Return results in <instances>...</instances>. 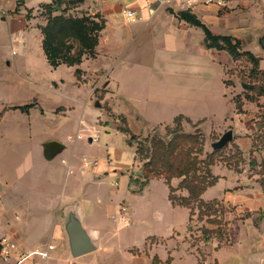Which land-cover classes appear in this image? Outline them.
Returning a JSON list of instances; mask_svg holds the SVG:
<instances>
[{
  "label": "crops",
  "instance_id": "obj_1",
  "mask_svg": "<svg viewBox=\"0 0 264 264\" xmlns=\"http://www.w3.org/2000/svg\"><path fill=\"white\" fill-rule=\"evenodd\" d=\"M51 1L0 0V95L4 97L5 94L1 89L15 91L9 95L15 98L20 96L22 89L39 88L47 95L50 92L52 96L77 103L81 112L71 133L33 139L35 151L17 164L13 177L6 175L0 179V239L11 238L24 251L54 244L50 257L46 261L35 257L36 264H109L106 259L103 262L99 254L108 256L113 251V247H107L105 239L109 233L108 219L113 218L130 227L128 243L119 245V249L132 258L130 264H152L151 251L161 240L148 241L152 236L142 229V220L138 218L140 204L159 181L167 183L163 178H154L138 189L139 185L131 178L136 167L141 173L142 163L136 158L137 140L130 142V136L153 135L155 126L171 125L178 115L188 117L195 129L200 128L206 136L198 125L215 115L218 104L220 106L227 99L235 104L238 116L246 111L247 102L256 104L253 111H248V119L241 120L238 131L225 122L208 133V136L221 137L232 129V142L243 152L240 171L222 162L211 166L219 180L202 194L206 201L217 198L235 208L226 217L228 241L218 245L219 241L212 238L204 244H192L188 227L190 210L181 206L189 212L188 223L183 228L185 233L181 236L180 232H174L169 236L174 238L176 245L172 246L167 258L156 254L164 264L169 257L170 264H264V188L258 181L260 175L251 176L249 171L250 167L258 169L264 160V146L254 150L253 141L256 120L264 111V95L254 101L242 96L239 110L234 94H241L243 87L239 75L230 71L236 61L227 51L209 48L204 30L178 17V12L185 8L165 6L159 0H81L72 9L74 14H100L106 20L96 56L84 58L79 65L54 67L43 49L41 29L46 24L42 5ZM124 9L134 10L137 19L128 20ZM191 11L213 33L238 38L244 50L260 58V68L264 70V0H226L224 6L195 0ZM5 47L11 48L7 54L3 51ZM11 64L18 69V82L12 83V79L2 76L4 65ZM78 68L80 73L76 74ZM65 77H71V81H66ZM227 90L234 92L230 95ZM33 94L37 95L31 92L27 98H34ZM12 100L9 102L16 103L5 105L2 101L0 111L5 107L22 106ZM34 100L40 104L38 96ZM90 100L101 114L96 116V121L89 122L84 113ZM74 109V105L60 98L50 111L58 114ZM10 113L14 122L8 121ZM228 114L224 116L230 117ZM3 116L1 134L6 124L11 125L10 131L17 132L20 117L30 120V114L17 108L6 110ZM114 117L119 121H112ZM113 127L125 140L122 153L130 148L134 160L133 167L127 166L128 185L124 190L120 189L118 179L109 182L118 171L116 164H109V153L107 160L100 153H87L91 144L102 143L103 130L110 133ZM80 133L82 137L78 138ZM91 135H98L99 140L92 142ZM51 140L59 143L57 149L50 147ZM112 140L110 135L106 136L101 145L106 144L109 151ZM57 156H61L59 163H53ZM84 158L98 159L100 165L83 170ZM251 158L255 159V164ZM180 180L173 178L172 184L177 186ZM182 194L187 195V190ZM169 202L172 204L170 199ZM122 205L127 207L128 224L121 219ZM71 219L78 221L86 231L94 250L80 256L72 254L67 231ZM199 251L204 253L203 261ZM0 264H13V261L0 258Z\"/></svg>",
  "mask_w": 264,
  "mask_h": 264
},
{
  "label": "trees",
  "instance_id": "obj_2",
  "mask_svg": "<svg viewBox=\"0 0 264 264\" xmlns=\"http://www.w3.org/2000/svg\"><path fill=\"white\" fill-rule=\"evenodd\" d=\"M80 2L81 0H52L50 3L42 5L46 19V24L41 27L43 49L49 63L54 67L60 64L79 65L84 58L96 56V47L101 32L106 26V20L100 14L87 15L83 13L78 15L71 13L70 10L74 9ZM178 17L192 25L201 27L205 32V41L209 48L224 50L231 55L236 61V65L230 69L231 72L238 74V66L247 69L246 76L244 75L242 79L239 76L243 91L246 89L250 91L249 93H257L258 97L264 95V70L260 68L259 57L249 50H244L242 42L238 38L213 33L189 9L179 11ZM243 61H245V65H241ZM79 73L78 68L76 74ZM227 82L231 83L230 81ZM242 96L247 100L254 101L257 99L247 98L244 92L238 94L234 100L239 110L242 108ZM29 107L30 105L5 107L4 111L0 113V119L8 109L28 110ZM185 119L189 120L184 115H178L174 119V123L180 125ZM256 125L257 131L253 136L254 150L264 146V111L261 113V118L256 120ZM124 131L127 132V129ZM196 131L204 135L200 128H197ZM213 136L217 140L220 138L216 134ZM134 140H137L136 158L142 163V168L141 175L132 177V181L142 189L151 179L163 178L169 187V199L172 204L189 208L190 221L196 215L198 221L205 220L207 223V226H202L204 240L213 238L215 234H218L220 236L218 245L227 242L228 220L226 217L235 208L217 198L206 201L202 198V194L219 180V177L212 173L211 166L213 164L222 162L240 171V165L244 158L239 146L231 141L230 144L219 150L206 152L204 144H201L196 152H183L182 159L176 163L175 146L171 142L157 139L154 135L145 138H136L135 135H131L130 142ZM229 146H231L230 150L225 152ZM251 155H253V150ZM252 164H255V159H252ZM257 173L260 175L258 181L264 188V160L258 165ZM173 178H181L177 186L172 184ZM183 190H187L188 194H182ZM170 262L171 257L167 259L166 264H170ZM152 264L164 263L155 254L152 258Z\"/></svg>",
  "mask_w": 264,
  "mask_h": 264
},
{
  "label": "rangeland",
  "instance_id": "obj_3",
  "mask_svg": "<svg viewBox=\"0 0 264 264\" xmlns=\"http://www.w3.org/2000/svg\"><path fill=\"white\" fill-rule=\"evenodd\" d=\"M39 12L41 10L39 9ZM71 13L72 10H70ZM43 15H45V11L43 10ZM42 16V15H41ZM11 50V48L5 47L3 49L4 53H8V51ZM241 65H245V61L241 63ZM4 72H1L3 77H8L13 80L12 83L20 81L18 69L15 64H11V66H5L3 67ZM244 67L238 66V74L242 77L247 74ZM246 76V75H245ZM66 81L70 79L71 77H65ZM15 85V84H14ZM14 90H17L15 88ZM2 94H4V97L0 95V109L2 105V101H5L6 104L8 103H16V102H9L17 101L18 103H21L22 105H30L28 110H22L25 114H30V120H27L25 117H20V126L19 130L17 132L10 131L12 129L10 124H6V129L1 134L0 133V179L2 177H5L6 175H9L13 177L16 173V166L18 163H20L24 158H27L29 153L32 151H35V148L33 147V139L35 138H48V137H55L58 135L66 136L67 134L71 133L75 127L76 121L79 118V113L81 112L79 109V105L75 102H72L71 100H68L66 98H62V96L55 97L50 95V92H47L45 90L39 89V88H33V89H22L20 96H16L15 98L13 96H9L12 92L15 91H8L5 92L4 89H1ZM20 91V90H19ZM66 93L75 94V92L70 90H63ZM78 91V90H76ZM37 93L33 94L36 97L38 96L40 98V104H37L35 102V96L34 98H27L29 93ZM228 93L233 94L234 91H228ZM247 98H258L257 93H249L250 91H243ZM238 94H234V97ZM6 98V99H5ZM65 101L69 103L70 105H74L75 109L74 111L69 112H59L52 113L50 111L53 104H57L58 102ZM18 99V100H16ZM28 99V100H27ZM22 101V102H20ZM218 102V100H217ZM91 100L88 103L87 110L85 111V118L90 122V120L96 121V116H99L101 113L99 110H97L94 106L91 105ZM219 110L216 111L215 115L209 116L205 118L198 126L201 127L205 133L206 136H204L201 132L198 133L195 129V125L191 123V120L185 119L180 125H177L176 123H172L171 125L165 126V124H160L158 127L153 128V135L157 137V139L165 140L167 142H171L175 146V162H179L182 159L183 152L189 151V152H196L197 148L200 147L201 144H204V149L206 150H213L212 143L213 141H216L217 139L214 138L213 135L208 136V133L211 131L213 127L217 126H223L226 122V124H232L236 127V131L240 129V122L241 120H247L249 117L248 111L251 112L256 108V104L247 102L245 105L246 111L242 116H238L235 104L231 100H224V103H221L219 106ZM2 111V109H1ZM0 111V112H1ZM43 115L41 116L40 114ZM225 113H229L228 115L230 117L226 118L224 116ZM12 113L7 115L8 121L14 122L15 118L10 117ZM107 115V114H106ZM232 116V118H231ZM4 117V116H3ZM2 117V118H3ZM225 117V118H224ZM2 120V119H1ZM169 123V122H168ZM197 126V127H198ZM111 136L112 143L110 144V150L108 149L107 145H101L105 137ZM204 139V141H202ZM52 142H57L56 140H51ZM102 143L101 144H91L88 148L87 153L88 154H99L101 157H109L110 161L114 162L118 168V171L116 172V177L112 178L110 177L109 182L111 181L116 182L117 179L120 183V189L124 190L125 186L128 185L127 178L125 177L127 175V166H132L133 155L131 149H127L128 152L122 153V148L125 146V140L122 138V135L119 133V131L116 128H112L110 130V133L103 130L102 133ZM231 143V142H230ZM228 143V144H230ZM119 146V147H116ZM231 146H229V149H225V152L229 151ZM209 152V151H206ZM109 153V156L107 157ZM61 156H57L54 160V162L59 163ZM101 160L103 158H100ZM252 161V158H251ZM257 168L250 167V175H254L257 173ZM133 176L137 177V175L140 173V168L136 167L133 171ZM139 190L140 187L138 188ZM169 187L167 184L164 183V181H159L155 187V189H151L149 193H146V199L144 203L140 204V215L139 219L141 218L142 222V229L147 233V235H151L152 239L148 240L150 243L153 241H156L157 238H159L161 241L157 246L153 247V252L151 251V258L157 253L161 255L162 257L167 258L169 251L171 250L172 246L176 245V241L174 238L169 237L174 232H180L181 236L183 232V228L185 227L186 223H188L189 220V212L187 208L178 206L173 207L172 204L169 202L168 199V193ZM118 214V213H116ZM244 218V217H241ZM206 225L207 223L205 220L198 221L197 216L195 215L193 217V220L190 221L189 229L190 230V241L192 244H204L210 241L204 240L203 238V231L202 226ZM130 227H126L121 225L117 220L110 218L108 219V230L109 233L105 237L107 241V247L111 248L113 247V251L109 252V254L106 256L105 253L99 254L100 259L104 260L106 259V263L111 264H130L132 262V258L128 256L127 252L121 251L119 249V245L124 246L126 243H128L129 238V231ZM160 236V237H159ZM213 238H216L217 241H220V236L218 234H215ZM148 242V246L150 247L151 244ZM219 243V242H218ZM150 251V250H149ZM105 252V251H104ZM200 252V251H199ZM96 255V254H95ZM131 258V259H130ZM204 253L200 252V259L204 260ZM147 259V258H145ZM144 262H142L143 264Z\"/></svg>",
  "mask_w": 264,
  "mask_h": 264
},
{
  "label": "built area",
  "instance_id": "obj_4",
  "mask_svg": "<svg viewBox=\"0 0 264 264\" xmlns=\"http://www.w3.org/2000/svg\"><path fill=\"white\" fill-rule=\"evenodd\" d=\"M162 5L165 6H175L179 5L183 8L191 10V7L194 5L195 0H159ZM205 3H215L219 6H224L226 0H204ZM124 14L128 20L137 19V14L134 10L124 9ZM112 121H119L118 118H112ZM78 138L82 137V134H77ZM89 139L93 141H98V135H91ZM111 166H115V163L109 161ZM100 165V161L98 159H88L84 158L83 170L85 169H94ZM122 212L121 219L128 224V218L126 216L127 207L122 205L120 207ZM55 248L54 244H47L46 247L35 248L30 251H24L20 248L19 244L9 237H2L0 239V258L4 261H13V264H24L25 262H29V264H36L35 257H40L41 260L46 261L50 257L51 251Z\"/></svg>",
  "mask_w": 264,
  "mask_h": 264
},
{
  "label": "water",
  "instance_id": "obj_5",
  "mask_svg": "<svg viewBox=\"0 0 264 264\" xmlns=\"http://www.w3.org/2000/svg\"><path fill=\"white\" fill-rule=\"evenodd\" d=\"M232 140L233 131L232 129H229L224 132L218 140L212 143V147L214 150H219ZM58 146V142L50 143V147L53 149H57ZM67 231L69 234L71 251L74 256H80L94 250V245L92 244L91 239L78 221L71 219L67 224Z\"/></svg>",
  "mask_w": 264,
  "mask_h": 264
}]
</instances>
